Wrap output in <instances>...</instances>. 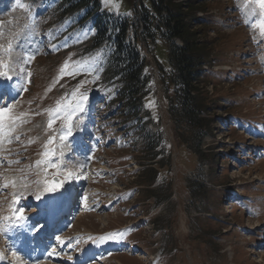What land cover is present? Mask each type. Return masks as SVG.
Wrapping results in <instances>:
<instances>
[{"label":"rangeland","instance_id":"obj_1","mask_svg":"<svg viewBox=\"0 0 264 264\" xmlns=\"http://www.w3.org/2000/svg\"><path fill=\"white\" fill-rule=\"evenodd\" d=\"M204 2L197 15L202 40L214 48L215 63L204 70L215 132L194 142L199 157L174 145L173 175L158 186L162 196L173 195L158 204L136 185L135 149L143 126L173 140L163 96H157L153 123L147 99L141 117L124 123L119 85L106 75L111 48L106 42L90 47L96 33L91 21L82 22L84 12L60 16L57 0H0V62L8 65L0 74L25 93L0 97L7 113L0 130V223L13 197L23 205L36 202L61 177L59 190H75L77 208L82 205L69 239L79 235V253L90 246L102 251L90 264H264V36L245 23L244 0ZM100 4L115 16L131 14L126 0L118 7ZM33 21L34 31H25ZM156 44L154 55L141 43L158 80L159 63L168 65L169 58L166 44ZM81 93L88 96L84 110L74 114L72 132L61 141L66 123L55 110L74 105ZM49 149L53 155L46 158ZM34 211L27 205V213Z\"/></svg>","mask_w":264,"mask_h":264},{"label":"trees","instance_id":"obj_2","mask_svg":"<svg viewBox=\"0 0 264 264\" xmlns=\"http://www.w3.org/2000/svg\"><path fill=\"white\" fill-rule=\"evenodd\" d=\"M126 1L131 14L125 17L108 13L100 0H57L54 11L60 16L84 12L82 22L91 21L96 33L90 47L97 48L106 42L111 48L106 75L119 85L120 97L116 102L126 117L124 123L141 117L145 99L154 104L147 113L153 123L152 114L159 109L157 96H163L173 140L169 141L160 130L153 132L143 126L142 143L135 149L140 166L136 185L143 197L159 204L173 195L169 192L168 196H162V188L158 186L160 178L165 182L173 175L174 145L199 157L194 142L201 143L206 136H214L215 108L208 98V77L204 70L215 63L214 48L202 40L205 31L200 29L197 13L205 10L204 0ZM159 40L166 44L169 59L168 65L159 63L156 80L141 43L154 54Z\"/></svg>","mask_w":264,"mask_h":264},{"label":"snow or ice","instance_id":"obj_3","mask_svg":"<svg viewBox=\"0 0 264 264\" xmlns=\"http://www.w3.org/2000/svg\"><path fill=\"white\" fill-rule=\"evenodd\" d=\"M102 2L111 7H118V0H102ZM21 7H24V5H21ZM242 15L245 16V23H250V26L253 29H259L260 34L264 36V0H244L243 7L241 8ZM259 16V19H256L254 23H251V18L255 16ZM35 28V22H31L27 25H25V31L31 33L34 31ZM9 51H11V46L9 47ZM21 62V60H16L13 62V66L18 65ZM8 65L4 64L3 62H0V68H6ZM69 65L68 63H65L61 68H60V73L61 76H63L67 71H68ZM6 74V73H5ZM74 74V73H73ZM75 97V94H74ZM88 100V96L86 93H81L79 97L76 99L75 104H68L64 105L63 107H57L56 111V116H60L63 114V119L66 123V128L62 129L61 132L62 134L60 135V140L65 141L67 140L68 136L72 132L73 128V116L77 112H82L84 110V105L85 102ZM7 116V113H5L3 110H0V130L3 129V122L5 117ZM10 118V117H9ZM56 117H53L49 119L47 127L51 129L53 127V124L55 122ZM79 122H77L78 124ZM54 142L52 138H50L45 145L47 148L48 145H51ZM43 155L47 158L51 155H53V152L49 149L43 153ZM44 161H40L39 163H43ZM49 167H57L56 164H53L51 161H47ZM72 173H67V177H70ZM66 177V178H67ZM63 184V181L56 183L53 182L51 184H47L44 188L45 193L49 192H54L57 189H59ZM7 186V185H6ZM22 198V197H21ZM40 195H36V199H40ZM23 208H18L16 212H13L12 217H9V219L15 220L16 222L22 221L26 218V216L23 214ZM57 240L59 238L57 237ZM12 256L15 258V260L20 262L21 256L17 255L16 252H12ZM3 257L0 256V260H2ZM71 259V257H69Z\"/></svg>","mask_w":264,"mask_h":264},{"label":"bare ground","instance_id":"obj_4","mask_svg":"<svg viewBox=\"0 0 264 264\" xmlns=\"http://www.w3.org/2000/svg\"><path fill=\"white\" fill-rule=\"evenodd\" d=\"M28 48V47H27ZM9 80H10V78H5V77H2L1 79H0V86H1V88L3 87V86H5L6 88H7V90H9V92H10V94L12 95L13 94V92L8 88V85H9ZM3 91V90H2ZM1 93H3V92H1ZM58 195V194H57ZM57 195H55L54 196V194H49L48 195V197H49V199H51V198H55ZM52 199L49 201V203L48 204H46V206H45V208L43 209V210H47L48 211V213H47V217L50 219V220H52V222H53V218L55 217V215H56V213L58 212L57 211V206L59 205V204H55V203H52V202H55V201H52ZM8 209L9 208H7V210H6V212H8ZM10 210V209H9ZM67 223H69V220L68 221H66ZM61 229V228H60ZM29 232H32V229L30 228L29 230H28ZM20 234V233H19ZM19 234L17 235V237H16V240H18V238H19ZM42 234L39 232H36L35 234H34V236H41ZM20 236H21V238H22V235L20 234ZM10 240H11V242H13V240H14V238L12 237V236H10V238H9ZM64 239V238H63ZM0 242H1V239H0ZM32 242H34V240H32ZM70 241L68 240V243H69ZM261 243V242H260ZM260 243H259V245H260ZM3 244V243H2ZM44 245H47V242L46 243H44ZM0 249H2V246L0 245ZM91 252V251H90ZM84 253V255H83V257L81 258V259H83V258H87V261L86 260H84V261H82L81 262V264L83 263V262H85V263H88L89 261H88V259H90V257H94V254L92 255L91 253ZM262 257H264V256H262ZM7 258V257H6ZM8 258L13 262V263H15V264H18V262L14 259V257H10V256H8ZM25 264V262L24 261H21L20 260V262H19V264ZM40 264H53V262L52 261H50L48 258H46V259H44L43 261H42V263H40ZM71 264H74V263H71Z\"/></svg>","mask_w":264,"mask_h":264}]
</instances>
